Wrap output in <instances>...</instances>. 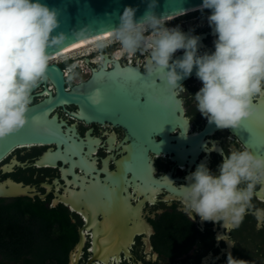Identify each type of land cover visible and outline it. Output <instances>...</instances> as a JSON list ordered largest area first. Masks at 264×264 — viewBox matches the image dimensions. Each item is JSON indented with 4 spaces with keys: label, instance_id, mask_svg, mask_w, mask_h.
Listing matches in <instances>:
<instances>
[{
    "label": "flooded vegetation",
    "instance_id": "1",
    "mask_svg": "<svg viewBox=\"0 0 264 264\" xmlns=\"http://www.w3.org/2000/svg\"><path fill=\"white\" fill-rule=\"evenodd\" d=\"M210 15V9L200 8L168 19L166 27L198 36L199 52L211 53L216 36ZM147 56L129 54L109 38L49 60L59 69L61 90L46 76L32 91L29 112L53 128L56 141L11 148L0 159V183L34 187L45 198H28L45 201L47 208L62 207L63 221L76 230L72 250L81 231L86 237L76 264H227L228 253L245 264H264V226L258 230L251 213L238 227L201 221L183 211L181 188L201 163L217 172L221 151L227 155L247 148L264 156V96L253 97V115L239 128L218 129L197 111L194 95L203 85L196 69L180 81L186 91L172 94L165 81L147 73ZM182 57L178 50L173 59ZM152 95L161 103H154ZM69 197L77 207L66 201ZM252 203L264 209V188L257 186ZM90 217L99 229V244L108 235L117 247L127 230L139 224L142 230L102 261L94 259ZM7 228L0 221V249ZM64 230L53 228L54 234ZM70 252L66 263L46 264H70ZM0 264H25V259L11 261L0 252Z\"/></svg>",
    "mask_w": 264,
    "mask_h": 264
},
{
    "label": "clouds",
    "instance_id": "2",
    "mask_svg": "<svg viewBox=\"0 0 264 264\" xmlns=\"http://www.w3.org/2000/svg\"><path fill=\"white\" fill-rule=\"evenodd\" d=\"M154 7L152 0L139 21L136 10L126 7L112 39L129 54L147 52V73L165 81L172 94L186 91L180 81L195 68L203 85L194 95L197 111L218 129L239 128L253 115V97L264 94V0H203L201 8L211 10L208 23L216 36L215 50L203 54L198 36L166 27L167 17H158ZM57 27V12L39 0H0V139L27 124L32 91L46 79L48 49L66 39L63 33L53 35ZM178 50L183 57L173 59ZM150 99L161 103L156 95ZM221 155L217 172L201 163L186 177L183 211L232 227L251 213L259 230L264 209L256 208L252 199L257 186L264 188V156L247 148ZM227 264L245 262L228 253Z\"/></svg>",
    "mask_w": 264,
    "mask_h": 264
},
{
    "label": "water",
    "instance_id": "3",
    "mask_svg": "<svg viewBox=\"0 0 264 264\" xmlns=\"http://www.w3.org/2000/svg\"><path fill=\"white\" fill-rule=\"evenodd\" d=\"M50 9L57 12L58 27L54 29L53 35L63 33L66 39L62 44L48 49L51 56L64 50L74 48L82 43L106 35L112 29L119 26L120 17L126 7L134 8L135 19L140 20L145 12L149 10L152 0H39ZM203 0H155V7L152 11L158 17H173L184 14L186 11L200 8ZM46 76H50L61 90V78L59 69L56 66H49ZM28 122L19 131L0 139V159L13 147L24 144H48L56 141L53 128L43 125L44 121L35 119L32 112L27 113ZM38 195L41 199L45 196L35 193V188L8 180L0 183V198L13 199L20 197H34ZM66 201L77 207L75 199L69 197ZM59 201L55 200L54 205L58 206ZM132 212V211H131ZM90 228H94L96 236L94 259L109 261L112 254H118L119 248L125 247L132 241L135 233L142 230V225H137L127 230L125 241L117 247L112 243V237L105 236L100 239V246L97 236L99 229L90 217ZM85 235L80 233V241L70 252V264L77 263L85 246ZM98 241V242H97ZM75 263V264H76Z\"/></svg>",
    "mask_w": 264,
    "mask_h": 264
},
{
    "label": "trees",
    "instance_id": "4",
    "mask_svg": "<svg viewBox=\"0 0 264 264\" xmlns=\"http://www.w3.org/2000/svg\"><path fill=\"white\" fill-rule=\"evenodd\" d=\"M0 202V221L8 227L3 232L0 249L4 258L15 262L24 258L25 264H46L48 260L66 263L77 235L69 220L63 221L62 207L47 208L45 201L28 197ZM55 226L65 232L54 234Z\"/></svg>",
    "mask_w": 264,
    "mask_h": 264
},
{
    "label": "bare ground",
    "instance_id": "5",
    "mask_svg": "<svg viewBox=\"0 0 264 264\" xmlns=\"http://www.w3.org/2000/svg\"><path fill=\"white\" fill-rule=\"evenodd\" d=\"M200 8H201V7H200ZM200 8H197V9H200ZM197 9H193V10H190V11H194V10H197ZM190 11H186L185 13L190 12ZM185 13H184V14H185ZM181 15H183V14L176 15V16L170 17V18H168V19L176 18V17H179V16H181ZM109 38H112V37H111V32L106 33V35H103V36L97 37V38H95V39H92V40H90V41H87V42H85V43H82V44H80V45H78V46H76V47H74V48H71V49H68V50H64V51L59 52V53H56V54L54 53V55L50 57V60H51V59H53V60H55V59H59L62 55H67V54L73 53V52H75V51H79L80 49H84V48L86 49V48H88V47H90V46H92V45H95V44H97V43H100V42L106 41V40L109 39ZM75 263H76V262H74V264H75Z\"/></svg>",
    "mask_w": 264,
    "mask_h": 264
},
{
    "label": "snow or ice",
    "instance_id": "6",
    "mask_svg": "<svg viewBox=\"0 0 264 264\" xmlns=\"http://www.w3.org/2000/svg\"><path fill=\"white\" fill-rule=\"evenodd\" d=\"M262 96H264V94H261ZM262 151H264V147L261 148Z\"/></svg>",
    "mask_w": 264,
    "mask_h": 264
}]
</instances>
